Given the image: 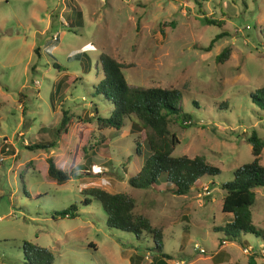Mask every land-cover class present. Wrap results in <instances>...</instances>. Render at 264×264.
Masks as SVG:
<instances>
[{"label":"rangeland","instance_id":"1","mask_svg":"<svg viewBox=\"0 0 264 264\" xmlns=\"http://www.w3.org/2000/svg\"><path fill=\"white\" fill-rule=\"evenodd\" d=\"M202 15L221 23L206 24ZM223 47L227 57L216 60ZM100 53L121 63L131 87L180 89L190 122L170 126L177 137L171 155H201L216 174L180 195L128 185L144 133L129 132L126 121L97 130L71 118L66 138L56 139L61 110L84 117L92 100L99 115L108 114L109 101L92 93L102 76ZM263 85L264 0H0V264H25L23 241L48 249L50 264H146L149 235L135 239L106 226L96 198L81 202L90 186L132 196L134 211L160 229L166 264H212L219 251L217 264L245 263L250 253L264 264V239L244 233L220 241L214 229L231 218L220 210V183L251 159L245 137L255 130L264 140V111L249 98ZM53 139L47 150L25 146ZM101 139L106 149L95 146L92 165L76 169L82 148ZM48 155L69 173L66 181L46 175ZM258 162L264 165V147ZM70 203L73 217L56 213ZM249 210L264 230V186L254 188Z\"/></svg>","mask_w":264,"mask_h":264},{"label":"trees","instance_id":"2","mask_svg":"<svg viewBox=\"0 0 264 264\" xmlns=\"http://www.w3.org/2000/svg\"><path fill=\"white\" fill-rule=\"evenodd\" d=\"M206 24L220 25L221 20L212 19L202 15ZM223 31L215 33L208 41L205 49H209L213 42L223 35ZM36 50V48H35ZM228 55V47H223L216 55V60H223ZM102 72L101 78L93 85L92 93L101 95L110 103L107 107L108 114L105 116L97 113V107L92 100L88 103L89 114L84 117H74L66 109L60 111L58 125L54 128L57 140L66 138L67 128L71 118L78 121H92L97 130L104 128L119 129L128 123L129 132L144 133V153L139 169L134 175L128 176L126 182L135 188H150L154 191H166L172 194H184L194 187L203 176L216 174L218 167L207 163L203 156L194 155H171L173 146L177 142L171 125L180 127L188 125L189 116L180 107L181 91L175 87L158 86H129L122 74L121 63L105 53L97 57ZM52 91L51 96L57 91ZM249 98L260 110L264 111V85L249 92ZM43 126L39 127V130ZM250 144L251 159L232 170V178L220 183L224 190L221 199L220 210L231 213V218L214 229L222 234L221 240L231 241L240 234L251 233L264 239V230L256 228L251 222L249 207L254 201V188L264 186V165L258 162L259 153L264 147L262 140L255 130H251L245 137ZM54 144L53 140H37L25 145L30 150L49 149ZM99 146L101 150L106 149L104 140H99L96 145L82 148V163L75 165L76 169L92 165L94 147ZM140 143L135 142V152H138ZM79 158V157H78ZM81 159V158H80ZM46 175L57 183L66 181L69 173L56 166L53 158L45 157ZM88 168V167H86ZM84 197L82 203L90 201L89 196L96 198L105 214V224L108 227L129 232L135 239L142 234L149 235L151 245L147 247L149 261L146 264H166L170 259L168 253L162 250L161 231L151 225L149 219L134 211L135 202L132 196L126 192H108L99 187H86L82 190ZM76 204L70 203L66 208L59 210L60 216L73 217L76 212ZM245 246V244H243ZM25 264H50L52 262L51 252L37 246L29 241L21 244ZM221 251L211 257L213 262H219ZM138 256V255H137ZM255 253H250L245 263L234 264H258ZM132 259V257H131ZM218 259V260H217Z\"/></svg>","mask_w":264,"mask_h":264},{"label":"crops","instance_id":"3","mask_svg":"<svg viewBox=\"0 0 264 264\" xmlns=\"http://www.w3.org/2000/svg\"><path fill=\"white\" fill-rule=\"evenodd\" d=\"M222 254H223V252L221 253V256H222ZM214 255H215V254H214ZM214 255H212V256H214ZM212 256H210V260H211V261H212V259H211ZM221 256H220V259H221ZM216 257H217V255L214 256V258H216ZM217 260H218V259H217ZM220 261H221V260H220ZM220 261H219V262H220ZM217 263H218V262H213V261H212V264H217Z\"/></svg>","mask_w":264,"mask_h":264},{"label":"built area","instance_id":"4","mask_svg":"<svg viewBox=\"0 0 264 264\" xmlns=\"http://www.w3.org/2000/svg\"><path fill=\"white\" fill-rule=\"evenodd\" d=\"M221 241H223V240H221ZM195 247H197V249H198L200 252H203V249H201L200 247H198V246H196V245H195Z\"/></svg>","mask_w":264,"mask_h":264}]
</instances>
